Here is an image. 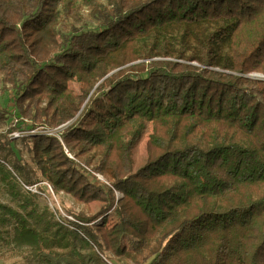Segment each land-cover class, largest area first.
Returning <instances> with one entry per match:
<instances>
[{
    "label": "trees",
    "instance_id": "16d2710c",
    "mask_svg": "<svg viewBox=\"0 0 264 264\" xmlns=\"http://www.w3.org/2000/svg\"><path fill=\"white\" fill-rule=\"evenodd\" d=\"M84 6L92 27L76 25ZM6 85L31 129L72 122L20 137L26 157L0 134L2 246L14 235L63 264H85L78 238L94 264H264V0H0ZM42 181L86 211L56 219Z\"/></svg>",
    "mask_w": 264,
    "mask_h": 264
},
{
    "label": "rangeland",
    "instance_id": "374dc122",
    "mask_svg": "<svg viewBox=\"0 0 264 264\" xmlns=\"http://www.w3.org/2000/svg\"><path fill=\"white\" fill-rule=\"evenodd\" d=\"M103 1V0H99ZM81 16L83 20L81 23L76 24L81 27H92L95 25V21L88 15V8L84 6L81 11ZM250 76L262 77L259 73H251ZM69 87L72 92L77 96H82L85 94L86 89L83 88L79 82L70 81ZM91 93V92H90ZM89 93V94H90ZM88 96L85 98V102ZM4 116V118H2ZM70 122L64 123L58 127H48V125L44 124L41 127H37L35 129H31V120L18 114V110L15 107V96L12 88L9 85H6L2 89H0V134H5L8 138L16 139L13 143V149L18 155L26 157V154H20L19 148V138L23 135L35 133L42 131V133H47L50 135H56L60 137V132L64 129V127L68 126ZM65 152L72 158H74V154L68 151L67 148H64ZM145 154V139H143L137 146L135 151V156L138 163H141ZM86 170H89L90 175L95 177V181H100L106 183L107 180L104 178L102 174L99 172L93 171L90 166L84 165V162H80ZM33 186V187H32ZM32 189L36 188V185H32ZM39 193H41L38 202L43 207L44 205L54 212V217L58 220L64 221H72L73 217H71L67 209L75 210V211H86V207L83 204L76 202L69 194L61 191L59 193H55L51 184L46 181H42L39 183ZM118 194V193H116ZM6 198L7 193L4 190H0V199ZM116 220V216L111 214L110 220L108 221V225L110 226ZM29 241L26 239H20L17 236H11L9 239V244L2 246L0 244V264L4 261L13 262L14 264H63L67 262L64 258H54L50 256L46 251H44V258L46 257L47 261L44 259H39L32 252V248L29 245ZM124 248H129L131 243L129 239H124ZM76 248L84 257L85 264H94L89 257V249L85 245V243L81 239H77ZM127 250V249H126ZM108 258L110 262L113 264H129L128 261L123 257L114 256L111 253H108ZM71 262V261H68ZM76 264V263H73Z\"/></svg>",
    "mask_w": 264,
    "mask_h": 264
},
{
    "label": "built area",
    "instance_id": "2783aa9c",
    "mask_svg": "<svg viewBox=\"0 0 264 264\" xmlns=\"http://www.w3.org/2000/svg\"><path fill=\"white\" fill-rule=\"evenodd\" d=\"M33 187V186H32ZM32 187L30 186V187H27L28 189H30V190H32V191H36V189L34 188V189H32Z\"/></svg>",
    "mask_w": 264,
    "mask_h": 264
}]
</instances>
